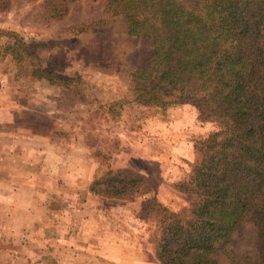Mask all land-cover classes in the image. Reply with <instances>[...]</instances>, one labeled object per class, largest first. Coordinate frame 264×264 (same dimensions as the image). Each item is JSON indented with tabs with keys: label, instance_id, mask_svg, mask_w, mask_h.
Segmentation results:
<instances>
[{
	"label": "trees",
	"instance_id": "trees-1",
	"mask_svg": "<svg viewBox=\"0 0 264 264\" xmlns=\"http://www.w3.org/2000/svg\"><path fill=\"white\" fill-rule=\"evenodd\" d=\"M99 1V28L117 22L126 38L146 47L127 75L130 100L122 95L115 104L119 111L112 113L141 125L182 106L199 124L211 120L215 128L198 139V160L172 183L190 200L186 216L161 204L147 192L145 176L127 169L98 163L89 192L142 199L138 214L152 224L160 264H221L222 256L229 264H264V0ZM1 37L11 40L3 45V57L29 79L63 88L81 82L46 68L45 45L11 30ZM127 106L131 110L124 113ZM247 224L255 229L254 251L229 250Z\"/></svg>",
	"mask_w": 264,
	"mask_h": 264
},
{
	"label": "rangeland",
	"instance_id": "rangeland-1",
	"mask_svg": "<svg viewBox=\"0 0 264 264\" xmlns=\"http://www.w3.org/2000/svg\"><path fill=\"white\" fill-rule=\"evenodd\" d=\"M102 3L99 0H73L67 4L63 0H2L0 89L17 94L22 105L19 126L41 133L52 129L53 154L68 167L57 179L61 177L62 183L65 182L68 196L78 199L88 193L92 195L89 185L100 163L103 168L127 169L144 175L148 181L147 192L184 217L190 200L180 195L172 183L188 171L189 165L196 163L195 144L215 128V123L210 120L199 124L195 114L182 106L171 107L165 116L149 118L141 125L126 116L118 119L112 113V110L119 111L120 106L115 104L121 101L122 95L130 100L127 75L141 60L146 47L139 40L126 38L117 22L108 25L105 31L99 28ZM8 30L34 44L45 45L41 55L47 59L46 68L58 77L80 78L81 82H72L69 88H63L61 84L29 79L23 69L19 70L3 57L4 52L8 54L5 48L3 51V45L11 40L1 34ZM124 109V113H129L131 106ZM99 114L104 116L100 118ZM131 122L132 128L138 125L139 128H129ZM95 151L103 156L107 154L108 158L99 161ZM60 154L65 156L62 158ZM52 159L55 164L59 161ZM74 169L88 174L87 185L79 180ZM140 200H126L123 208L115 203L112 210L105 207L109 211L105 227L112 225L111 232L116 236L118 232L124 233L122 238L130 249L122 258L128 264H160L153 253L152 224L138 214ZM74 218L69 221L74 222ZM26 236L20 240L6 229L3 232L0 229V264H56L58 255L47 250L48 239L30 233ZM114 240L120 242L116 237ZM234 242L229 250L253 252L256 243L253 225L247 224ZM219 261L229 264L223 256Z\"/></svg>",
	"mask_w": 264,
	"mask_h": 264
},
{
	"label": "crops",
	"instance_id": "crops-1",
	"mask_svg": "<svg viewBox=\"0 0 264 264\" xmlns=\"http://www.w3.org/2000/svg\"><path fill=\"white\" fill-rule=\"evenodd\" d=\"M0 92L1 231L6 229L20 240L27 233L48 239L47 250L58 255L56 264H128L122 258L130 249L122 238L124 233L118 232V237L111 232L112 225L106 228L104 223L109 218L105 207L112 210L116 204L123 208L127 202L88 192L78 199L68 196L65 182L57 179L68 167L53 154L52 129L41 133L19 126L22 105L17 94ZM52 158L59 159L57 164ZM73 172L87 185L88 174L80 169ZM72 216L74 222L69 221Z\"/></svg>",
	"mask_w": 264,
	"mask_h": 264
}]
</instances>
